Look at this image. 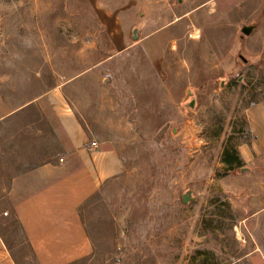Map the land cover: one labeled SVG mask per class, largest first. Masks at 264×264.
I'll return each instance as SVG.
<instances>
[{
  "label": "rangeland",
  "instance_id": "1",
  "mask_svg": "<svg viewBox=\"0 0 264 264\" xmlns=\"http://www.w3.org/2000/svg\"><path fill=\"white\" fill-rule=\"evenodd\" d=\"M262 101L264 0H0V264H39L8 193L82 170L61 114L119 165L76 208L91 251L71 264H264L242 146Z\"/></svg>",
  "mask_w": 264,
  "mask_h": 264
},
{
  "label": "crops",
  "instance_id": "2",
  "mask_svg": "<svg viewBox=\"0 0 264 264\" xmlns=\"http://www.w3.org/2000/svg\"><path fill=\"white\" fill-rule=\"evenodd\" d=\"M60 117L64 134L70 140L82 170L60 180L59 171H46L44 188L35 191V188L26 187L25 194L8 193L3 199L22 229L24 244L39 264H71L90 255L91 244L76 208L91 195L92 183L97 186L119 171L110 151L96 152L99 160L93 164L92 159L95 162L97 156L89 154L83 147L85 134L76 117L68 114ZM245 121L250 138L242 145L243 158L245 162L260 160L264 163V101L248 108ZM20 177L13 176V184L18 183ZM72 185L78 187V192L72 190ZM255 193L252 210L245 217L249 222L248 236L252 245L249 253L264 259V180L259 182Z\"/></svg>",
  "mask_w": 264,
  "mask_h": 264
},
{
  "label": "water",
  "instance_id": "3",
  "mask_svg": "<svg viewBox=\"0 0 264 264\" xmlns=\"http://www.w3.org/2000/svg\"><path fill=\"white\" fill-rule=\"evenodd\" d=\"M255 29V26H244L241 28V34H242V37L243 36H249L253 30ZM135 35L133 36V40H135ZM192 106V105H190ZM190 191H187L183 196H182V203L183 204H187L189 201H191V197H190Z\"/></svg>",
  "mask_w": 264,
  "mask_h": 264
},
{
  "label": "built area",
  "instance_id": "4",
  "mask_svg": "<svg viewBox=\"0 0 264 264\" xmlns=\"http://www.w3.org/2000/svg\"><path fill=\"white\" fill-rule=\"evenodd\" d=\"M4 215H7V212H4Z\"/></svg>",
  "mask_w": 264,
  "mask_h": 264
},
{
  "label": "trees",
  "instance_id": "5",
  "mask_svg": "<svg viewBox=\"0 0 264 264\" xmlns=\"http://www.w3.org/2000/svg\"><path fill=\"white\" fill-rule=\"evenodd\" d=\"M229 162V161H228ZM231 163V162H230Z\"/></svg>",
  "mask_w": 264,
  "mask_h": 264
}]
</instances>
